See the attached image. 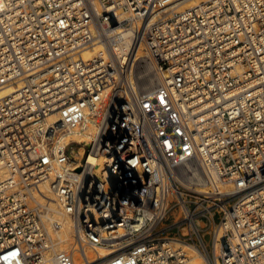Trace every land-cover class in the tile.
Wrapping results in <instances>:
<instances>
[{
  "label": "built area",
  "instance_id": "built-area-1",
  "mask_svg": "<svg viewBox=\"0 0 264 264\" xmlns=\"http://www.w3.org/2000/svg\"><path fill=\"white\" fill-rule=\"evenodd\" d=\"M182 1L0 0V264H264V0Z\"/></svg>",
  "mask_w": 264,
  "mask_h": 264
},
{
  "label": "bare ground",
  "instance_id": "bare-ground-1",
  "mask_svg": "<svg viewBox=\"0 0 264 264\" xmlns=\"http://www.w3.org/2000/svg\"><path fill=\"white\" fill-rule=\"evenodd\" d=\"M207 0H184L178 3L175 8L178 11L192 8L197 6L201 2H205ZM131 38L124 37L119 39L115 43V49L121 53L126 54L130 49L132 50L133 64H132V72L134 77V82L138 86L139 89L143 91H148L150 94H153L158 90L160 85L163 83V72L159 69L156 63L152 60L149 55L146 47L144 45H132ZM133 48V49H132ZM104 47L101 43L94 44L88 48H86L83 52V56L86 58L95 57L99 54ZM152 73H156L159 79L155 80V83L150 82ZM154 78V77H153ZM154 82V81H153ZM184 182L187 185L195 186L196 188L202 191H211L212 189H219L223 192H227L231 190V184L227 181H224L222 178L218 176H213L210 180L204 175L201 170L198 162L195 159H190L187 161L185 168L183 170ZM44 190H47L44 188ZM65 228L63 230V237L67 243L73 234L72 224L69 218H66L64 221ZM183 250L186 252L188 256L187 264H206V261L198 252V250L188 244L182 245ZM91 250V252H90ZM87 253L92 255V249L87 248ZM101 256L104 257L108 254L106 251H100ZM42 264H58L55 259L48 255Z\"/></svg>",
  "mask_w": 264,
  "mask_h": 264
},
{
  "label": "rangeland",
  "instance_id": "rangeland-1",
  "mask_svg": "<svg viewBox=\"0 0 264 264\" xmlns=\"http://www.w3.org/2000/svg\"><path fill=\"white\" fill-rule=\"evenodd\" d=\"M153 77H154V78H153ZM158 77H159V76H158L156 73H152V76H151V80H150V82L155 83V80L160 78V77H159V78H158ZM153 81H154V82H153ZM90 252H91V250H90Z\"/></svg>",
  "mask_w": 264,
  "mask_h": 264
}]
</instances>
